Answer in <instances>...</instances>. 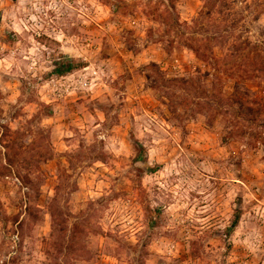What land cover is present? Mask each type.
Instances as JSON below:
<instances>
[{
	"label": "clouds",
	"instance_id": "clouds-1",
	"mask_svg": "<svg viewBox=\"0 0 264 264\" xmlns=\"http://www.w3.org/2000/svg\"><path fill=\"white\" fill-rule=\"evenodd\" d=\"M0 264H264V0H0Z\"/></svg>",
	"mask_w": 264,
	"mask_h": 264
},
{
	"label": "rangeland",
	"instance_id": "rangeland-1",
	"mask_svg": "<svg viewBox=\"0 0 264 264\" xmlns=\"http://www.w3.org/2000/svg\"><path fill=\"white\" fill-rule=\"evenodd\" d=\"M237 95H238V97L240 96V95H242L240 92H239V89L237 90ZM8 133H6V135H7Z\"/></svg>",
	"mask_w": 264,
	"mask_h": 264
}]
</instances>
